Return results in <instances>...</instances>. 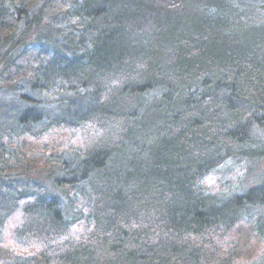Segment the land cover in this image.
I'll list each match as a JSON object with an SVG mask.
<instances>
[{
  "label": "trees",
  "instance_id": "16d2710c",
  "mask_svg": "<svg viewBox=\"0 0 264 264\" xmlns=\"http://www.w3.org/2000/svg\"><path fill=\"white\" fill-rule=\"evenodd\" d=\"M262 158L264 0H0V264H241Z\"/></svg>",
  "mask_w": 264,
  "mask_h": 264
},
{
  "label": "rangeland",
  "instance_id": "374dc122",
  "mask_svg": "<svg viewBox=\"0 0 264 264\" xmlns=\"http://www.w3.org/2000/svg\"><path fill=\"white\" fill-rule=\"evenodd\" d=\"M73 132L74 130L71 129L69 131L66 129H56L49 136L44 134L42 142H38L37 144L39 146H41L42 143L57 145L61 141H65V138L72 135ZM83 133H85L84 130L75 138L81 141V134ZM262 175H264V158L254 162H248L244 159H228L215 168L206 177L205 182L209 188L211 187L214 190L229 193L237 192L251 186L257 182ZM262 214H264L263 210ZM4 236L9 242L8 233ZM241 244L244 245L236 249L240 253L238 261H241V264H264V238L257 242L254 241V238H251L248 242Z\"/></svg>",
  "mask_w": 264,
  "mask_h": 264
}]
</instances>
